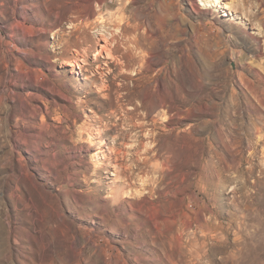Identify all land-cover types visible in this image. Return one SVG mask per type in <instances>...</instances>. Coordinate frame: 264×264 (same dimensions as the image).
<instances>
[{
	"label": "rangeland",
	"instance_id": "374dc122",
	"mask_svg": "<svg viewBox=\"0 0 264 264\" xmlns=\"http://www.w3.org/2000/svg\"><path fill=\"white\" fill-rule=\"evenodd\" d=\"M211 1L0 0V264H264V0Z\"/></svg>",
	"mask_w": 264,
	"mask_h": 264
},
{
	"label": "bare ground",
	"instance_id": "6f19581e",
	"mask_svg": "<svg viewBox=\"0 0 264 264\" xmlns=\"http://www.w3.org/2000/svg\"><path fill=\"white\" fill-rule=\"evenodd\" d=\"M223 2L224 1H222V0H212L211 1V6H213V7H222L223 6ZM204 6V5H203ZM209 6V5H208ZM227 7V6H226ZM103 35V34H102ZM106 36H108L107 34H105L104 36H102V38L100 39V40H102L103 41V43H105V44H103V45H100L99 46V50H98V52H97V55H99V56H102V54L103 53H105V55H106V58L107 59H112V57L114 56V55H112V49H109L108 48V43H110L109 41H108V38L106 37ZM138 37V36H137ZM135 39H136V37H135ZM110 40V39H109ZM139 40V39H138ZM134 41V40H133ZM136 41V40H135ZM130 42V41H129ZM132 42V41H131ZM136 43V42H135ZM131 44V43H130ZM133 45V44H132ZM140 45V44H139ZM133 47H134V45H133ZM135 47H136V45H135ZM137 47H138V45H137ZM139 48V47H138ZM140 49H142V47H140ZM137 50V49H136ZM142 53H143V51H142ZM150 54V53H149ZM139 55V54H138ZM137 55V56H138ZM142 55V54H141ZM140 55V56H141ZM149 56V55H148ZM132 57V56H131ZM136 57V56H135ZM147 57V56H146ZM134 58V57H133ZM138 58H139V56H138ZM137 58V62H138V60H140L141 61V59H138ZM141 58H142V56H141ZM143 59V58H142ZM134 60V59H133ZM147 61V60H146ZM106 62V61H105ZM108 62V61H107ZM148 62V61H147ZM122 63V62H121ZM141 63V62H140ZM150 62H148L147 63V65L149 64ZM64 64H66L67 66H73L74 64H72V63H70V62H65ZM123 64V66L125 65L124 63H122ZM142 64V63H141ZM77 65H79V64H77ZM145 65V64H144ZM109 66V65H108ZM128 66V65H127ZM140 66H142V65H140ZM143 67V66H142ZM139 68V67H138ZM144 68H145V66H144ZM124 69V68H123ZM126 70V69H125ZM144 70V69H143ZM131 71V70H130ZM134 71H135V69H134ZM133 70L131 71L132 72V74H133V72H134ZM147 71H148V69H147ZM124 73V72H123ZM77 74H79V73H77ZM136 74V73H135ZM144 75V74H143ZM132 77V76H131ZM141 77V76H140ZM137 78V77H136ZM144 78V77H143ZM141 80V79H140ZM140 82V81H139ZM157 83V82H156ZM145 86V85H144ZM147 87V86H146ZM158 89V88H157ZM114 151H116V150H114ZM115 167H116V165H115ZM115 167H114V170H116L115 169ZM118 167V166H117ZM116 167V168H117ZM118 169V168H117ZM120 169H118V172L119 173H121L120 171H119ZM118 173V174H119ZM117 174V173H116ZM115 174V177H116V179H115V181H118V180H120V178H119V176H118V174L116 175ZM121 177H122V175H121ZM119 178V179H118ZM122 179V178H121Z\"/></svg>",
	"mask_w": 264,
	"mask_h": 264
}]
</instances>
